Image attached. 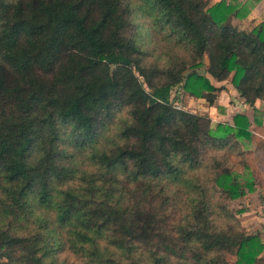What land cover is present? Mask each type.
<instances>
[{
  "label": "trees",
  "instance_id": "obj_1",
  "mask_svg": "<svg viewBox=\"0 0 264 264\" xmlns=\"http://www.w3.org/2000/svg\"><path fill=\"white\" fill-rule=\"evenodd\" d=\"M245 7L0 0V264H264L231 208L264 192V20L232 23ZM174 89H233L254 116Z\"/></svg>",
  "mask_w": 264,
  "mask_h": 264
},
{
  "label": "rangeland",
  "instance_id": "obj_2",
  "mask_svg": "<svg viewBox=\"0 0 264 264\" xmlns=\"http://www.w3.org/2000/svg\"><path fill=\"white\" fill-rule=\"evenodd\" d=\"M152 41L154 43L156 42L155 36L152 39ZM158 53L159 52L154 53V56H156ZM205 63H206V60H205ZM202 68L203 67H200L199 70H201ZM172 96L173 97L178 96L179 100L176 103L180 107L186 110L192 111L194 113L207 115L208 117H211L214 121L225 119L226 116H222V114L230 115L234 112L243 110V106L241 105L240 101L237 100V98L233 94H228V95L223 94L219 98L221 99V102H225V106L223 105L225 113H220V111L216 108V106L208 105V103L204 99L196 98L194 96L189 95L188 93L179 92V91L177 92L176 89H174V91L172 92ZM228 104H230V106ZM242 143H243L244 148L248 147L249 143H246V142H242ZM247 173L248 172H242L243 174L242 182H244L245 177L248 175ZM231 208L234 211L244 208L245 209L244 212L238 213V217H239L241 224L249 232L256 231L260 233L258 228L254 226L256 228V230H254L252 226L255 225L254 221L255 222L259 221V217H262V219L264 220V192L259 193L256 191V193L249 196V198L241 197L231 202ZM247 209L250 210L249 214L248 212H246ZM251 217L254 219L253 222H251L252 221ZM257 218L258 220H256ZM256 223H259L260 226L264 228V221L263 222L260 221Z\"/></svg>",
  "mask_w": 264,
  "mask_h": 264
},
{
  "label": "crops",
  "instance_id": "obj_3",
  "mask_svg": "<svg viewBox=\"0 0 264 264\" xmlns=\"http://www.w3.org/2000/svg\"><path fill=\"white\" fill-rule=\"evenodd\" d=\"M208 1L212 4V3L218 2L220 0H208ZM241 4L246 6L245 8L247 9V14L244 18H241V19L232 18L231 19L232 23L239 24L243 28L252 29L256 25H258L262 20H264V0H241ZM223 94H225V95L233 94L237 98V100L240 101L241 105L243 106L242 111H237L234 113H244V114L248 115L250 118H252L254 116V112L252 111V109H250L244 103V101L238 96L236 91H234L233 89H229L227 91H222L218 97L216 105H220L221 107H223V105L225 106V102H221V99H219ZM216 105H214V106H216ZM228 105L230 106V104H228ZM255 105L258 108L257 115L262 120V122L264 124V104L260 101H256ZM216 108H217V106H216ZM222 116H226L225 119L227 118V116L229 117V115H225V114H222ZM255 193L256 192L248 193L245 197L249 198V196H251ZM247 206H249V205H247ZM246 212H248V214H249L250 210L247 209ZM251 219H252L251 222H253L254 219L252 217H251ZM256 220H258V218ZM260 221H262V222L264 221L262 219V217H259V221H256V222H260ZM256 222L254 221L255 225H253L252 227L254 228V230H256V228H258L260 233L263 232V233H261V236L264 239V228L262 226H260L259 223H256Z\"/></svg>",
  "mask_w": 264,
  "mask_h": 264
}]
</instances>
